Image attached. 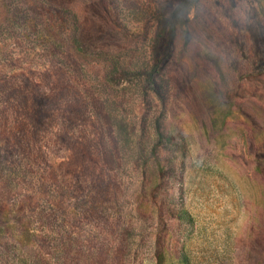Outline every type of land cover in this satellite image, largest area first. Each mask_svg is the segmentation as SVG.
<instances>
[{
	"label": "rangeland",
	"instance_id": "obj_1",
	"mask_svg": "<svg viewBox=\"0 0 264 264\" xmlns=\"http://www.w3.org/2000/svg\"><path fill=\"white\" fill-rule=\"evenodd\" d=\"M0 264H264V0H0Z\"/></svg>",
	"mask_w": 264,
	"mask_h": 264
}]
</instances>
